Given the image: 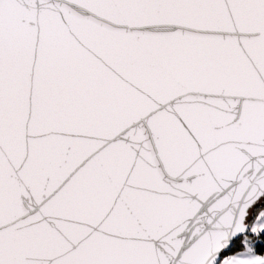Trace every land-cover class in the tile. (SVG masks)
<instances>
[{
  "label": "snow or ice",
  "instance_id": "snow-or-ice-1",
  "mask_svg": "<svg viewBox=\"0 0 264 264\" xmlns=\"http://www.w3.org/2000/svg\"><path fill=\"white\" fill-rule=\"evenodd\" d=\"M0 264H264V0H0Z\"/></svg>",
  "mask_w": 264,
  "mask_h": 264
}]
</instances>
